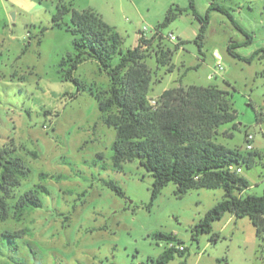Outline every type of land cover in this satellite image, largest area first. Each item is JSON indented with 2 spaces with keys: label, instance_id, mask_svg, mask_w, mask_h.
Listing matches in <instances>:
<instances>
[{
  "label": "rangeland",
  "instance_id": "1",
  "mask_svg": "<svg viewBox=\"0 0 264 264\" xmlns=\"http://www.w3.org/2000/svg\"><path fill=\"white\" fill-rule=\"evenodd\" d=\"M59 2L97 12L119 34L123 51L139 36L150 37L171 9L175 18L158 29L162 44H184L173 54L171 72L147 53L149 103L178 86L226 90L237 127L220 126L212 141L243 155L257 153L252 167L240 166L249 186L239 195L264 192V0H194V9L188 0H0V149L28 169L7 201L11 207L36 185L48 190L38 192L41 207L27 209L19 221L11 210L0 221V264H152L166 247L155 239L158 233L173 234L186 248L167 264H264L247 216L225 212L211 233L192 239L194 227L224 198L222 188L190 189L178 197L171 182L151 202L149 172L137 161L114 166L116 130L103 122L95 96L108 89L109 77L92 59L72 72L83 89L63 77L68 67L60 62L75 49L66 27L53 25ZM195 15L209 16L200 49ZM247 134L252 150L246 149Z\"/></svg>",
  "mask_w": 264,
  "mask_h": 264
},
{
  "label": "trees",
  "instance_id": "2",
  "mask_svg": "<svg viewBox=\"0 0 264 264\" xmlns=\"http://www.w3.org/2000/svg\"><path fill=\"white\" fill-rule=\"evenodd\" d=\"M188 1L194 9V0ZM210 9L227 14L220 5L211 4ZM66 16L70 17L69 24L64 22ZM175 16L171 9L168 10L158 29L166 26ZM196 17L200 28L195 42L200 49L209 16ZM52 22L57 27L65 26L73 36L75 55H68L60 62L62 69L68 67L63 75L65 79L75 82L78 91L83 89L84 85L72 77V72L86 59L96 61L109 77L108 89L95 96L103 122L116 130L112 146L114 166L121 170L123 163L137 161L149 172L153 177L151 202L171 182L176 185L175 194L178 197L190 189L222 188L224 198L194 227L192 239H196L199 233H211L212 222L220 219L225 212L238 218L247 216L255 227L259 241L257 253L264 260V192L261 196L242 198L239 194L249 184L236 172L241 164L252 167L257 153L243 155L238 150L212 141L220 126L232 123L235 129L237 127V116L229 93L215 86H178L162 91L155 106L149 103L152 73L144 62L147 53L151 51L158 66L171 72L173 54L184 42L180 41L172 48L165 47L162 44L163 35L157 29L150 37L139 36L134 48L123 51L119 34L97 12L92 9L79 12L62 2H59ZM228 50L233 54L232 44ZM27 174L28 169L20 158L9 156L5 148L0 149L1 222L9 219L11 210L13 218L19 221L27 209L42 206L38 192L48 193L42 185L21 193L11 207L8 204L12 191ZM109 186L123 195L118 186L112 183ZM3 234L19 236L8 231ZM155 239L165 242L166 247L152 260V264H167L175 252L182 254L186 250L173 234L158 233ZM173 243L183 246V250L169 246Z\"/></svg>",
  "mask_w": 264,
  "mask_h": 264
},
{
  "label": "built area",
  "instance_id": "3",
  "mask_svg": "<svg viewBox=\"0 0 264 264\" xmlns=\"http://www.w3.org/2000/svg\"><path fill=\"white\" fill-rule=\"evenodd\" d=\"M144 30H146V28H144ZM169 39H170L171 41L176 40L175 36L172 35V34L169 35ZM219 68H221L220 65H219ZM150 104H151L152 106H155V105H156V101H155V100H151V101H150ZM252 139H253V136H252L251 134H247V135H246L245 140H246V149H247V150H252V146H251V141H252ZM236 172H237V173H240V172H241V168L237 167V168H236ZM172 245H173V244H170L169 246H172ZM175 247L178 248L179 250H183V248H184L183 246H175Z\"/></svg>",
  "mask_w": 264,
  "mask_h": 264
},
{
  "label": "crops",
  "instance_id": "4",
  "mask_svg": "<svg viewBox=\"0 0 264 264\" xmlns=\"http://www.w3.org/2000/svg\"><path fill=\"white\" fill-rule=\"evenodd\" d=\"M105 22V21H104ZM106 24H108L107 22H106Z\"/></svg>",
  "mask_w": 264,
  "mask_h": 264
}]
</instances>
